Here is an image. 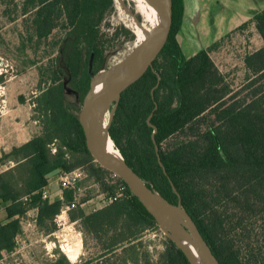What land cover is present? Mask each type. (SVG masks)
<instances>
[{
    "label": "trees",
    "instance_id": "16d2710c",
    "mask_svg": "<svg viewBox=\"0 0 264 264\" xmlns=\"http://www.w3.org/2000/svg\"><path fill=\"white\" fill-rule=\"evenodd\" d=\"M27 5L37 10L33 21L37 39L48 38L61 26L69 30L71 38H85L92 49L90 56L96 57V28L114 0H29ZM183 19L184 0H173L169 40L153 67L122 94L110 137L120 144L124 133H136V142L131 144L134 161L123 149L125 161L170 202L181 201L221 264H264V84L253 94V101L236 102V93L212 57L219 44L190 58L184 55L177 39ZM254 22L264 40V10ZM245 66L252 75L247 87L261 83L264 47L248 55ZM65 68L75 76L81 71L79 63ZM56 77L58 74L53 85L34 101L40 135L0 159V169L5 160L15 164L0 172V200L10 220L0 226V259L3 251L15 250L21 219L29 211L37 208L40 222L60 214L62 202L43 199L49 176L95 163L78 116L65 104L64 86ZM202 117L203 133L177 146L169 143ZM91 172L88 177L99 187L101 181L93 175L111 174L98 164L92 165ZM20 179L22 189L18 188ZM120 184L122 191L112 194L101 185L108 199L119 196L106 208L85 215L79 207L78 216L70 214L73 222L83 221L97 239L121 225L126 237L113 240L109 253L125 242L136 241L155 224L127 185L122 180ZM73 193L66 191L68 203L73 201ZM171 245L167 264H190L173 242Z\"/></svg>",
    "mask_w": 264,
    "mask_h": 264
},
{
    "label": "rangeland",
    "instance_id": "374dc122",
    "mask_svg": "<svg viewBox=\"0 0 264 264\" xmlns=\"http://www.w3.org/2000/svg\"><path fill=\"white\" fill-rule=\"evenodd\" d=\"M28 1L0 0V126L9 130L13 138L21 142H24L28 134L40 135L42 127L38 115L34 112L36 106L34 101L43 90L53 85V79L57 74L56 81L62 82L64 86L65 104L79 117L87 94L86 90L91 89L95 75L102 68V73L105 75L129 59L135 43L128 21L125 20L115 0L113 8L97 25L96 44L99 52L96 57L90 56L92 49L85 38L73 39L69 36V30L61 26L56 28L48 38L37 39L33 24L37 10L28 8ZM129 6L133 10V5ZM179 33L181 39L185 36L189 41L193 40V38L190 40V34L182 28ZM232 40L233 37L229 35L228 42L214 47L212 57L222 68L227 82L236 93V102L249 103L253 101V94L264 84V80L251 88L247 87L252 75L243 64V55L238 54L237 49H234L245 40L240 38L234 42L232 48L227 49ZM183 48L187 57L197 54L200 50L199 44L195 41L187 45L183 44ZM78 63L81 71L77 76L65 68L68 64ZM92 75L88 86V78ZM118 105L119 102L113 105L116 108L115 112ZM121 117H125L124 112ZM210 119L214 118L210 117ZM204 125L202 117L173 136L169 143L177 146L194 139L205 131ZM135 134L134 132L124 133L120 144L111 140L124 160L123 149H126L128 158L134 161L132 157L134 148L131 144L133 141V143L136 142ZM52 152L56 153L55 146L52 147ZM94 162L80 167L86 175L83 185L89 186L92 182L94 183V179L88 177V174L92 176V165L98 164ZM14 166V162L5 160L0 172L3 173ZM93 177L101 181L100 184L110 194L122 191L121 179L112 173H105L101 178L94 175ZM23 185V180L20 179L18 188L22 189ZM100 187L98 186L99 189ZM77 208L79 207L71 209L67 217L60 214L54 220L45 222L39 221L36 212L25 215L21 219V230L15 250L11 253L3 251L0 264H71L63 255L61 248L70 260L71 255H76V259L71 260L75 262L74 264H167L168 252L172 245L167 233L162 230L156 220L154 226L146 229L136 241L125 242L123 247L115 253H109L107 248L111 242L125 238L126 231L120 225L118 229L113 228L97 239L84 228L83 221H72L70 214L78 216L80 213ZM49 233L54 235L41 243L46 246V249L44 247L40 252L37 251V254H40L39 257H33V252L28 251V248L23 249L30 240L27 235L34 239Z\"/></svg>",
    "mask_w": 264,
    "mask_h": 264
},
{
    "label": "water",
    "instance_id": "95a60500",
    "mask_svg": "<svg viewBox=\"0 0 264 264\" xmlns=\"http://www.w3.org/2000/svg\"><path fill=\"white\" fill-rule=\"evenodd\" d=\"M154 1L163 12V18L161 24L156 29V37L153 42L143 54L126 65L122 70H118L116 67L104 75L105 78H117V82L110 89L104 90L101 81L96 87L92 85L84 98L83 107L78 119L85 134L87 149L93 159L103 169L119 177L159 224V215L174 216L186 222L190 234L201 253V264H221L200 232L196 222L183 207L181 201L176 203L170 202L162 196L150 182L142 179L123 159L118 149L111 148L94 129V119L98 112L114 104L117 105L122 94L140 81L149 69L153 67L154 62L160 56L169 40L173 27V0ZM127 61L128 59L125 62ZM102 72L103 68L94 78ZM167 235L170 241L185 254L190 264H197L176 238L169 233Z\"/></svg>",
    "mask_w": 264,
    "mask_h": 264
},
{
    "label": "crops",
    "instance_id": "0c3cea01",
    "mask_svg": "<svg viewBox=\"0 0 264 264\" xmlns=\"http://www.w3.org/2000/svg\"><path fill=\"white\" fill-rule=\"evenodd\" d=\"M263 10L264 0H184L182 30L188 32L190 34V40H192V38L193 40L189 41L185 36L181 39L179 33L177 36L178 42L183 50V44L187 45L189 42L195 41L199 44V49L201 50L212 48L218 43L222 46L224 43L228 42L227 37L230 35L233 37L231 44L227 47V49H230L235 41L243 38V40H245L242 43L243 46H241L242 44H238L233 48L237 49L238 54L240 53L243 55V64L245 65V59L248 55L264 47V40L258 33L254 22L255 16ZM221 46L220 48H222ZM195 54H191L188 58ZM184 55L186 54L184 53ZM215 63L221 72H223L219 64L217 62ZM248 73L250 72L248 71ZM33 137L34 136L28 134L24 142H21L13 138L9 130L0 126V159L3 153L9 154L14 148L21 147L28 143ZM61 175L60 172H54L49 176V185L43 191L47 194V198L43 199L48 200L50 203L62 202L63 205L60 214H64L67 217L71 210L70 205L73 201L68 203L65 195L68 190L62 191L60 188L59 180ZM83 184H85V179H83L79 185V206L77 207H80L85 215L95 213L109 205L107 202V194L103 193L96 183L92 182L89 186ZM74 194L75 191L72 195V199H74ZM31 212H36V215H38L37 208L29 211L27 214ZM9 221L5 206L0 200V226L7 224ZM53 235L54 233L42 234L34 239H31V237L27 235L30 240L23 249L28 248V251L33 252V257H39L40 254H37V251L40 252L44 247L46 249V246L41 243L45 242V239L47 240L53 237ZM18 237L16 238V242ZM61 251L63 255L67 257L69 263H75L68 258L62 248Z\"/></svg>",
    "mask_w": 264,
    "mask_h": 264
},
{
    "label": "bare ground",
    "instance_id": "6f19581e",
    "mask_svg": "<svg viewBox=\"0 0 264 264\" xmlns=\"http://www.w3.org/2000/svg\"><path fill=\"white\" fill-rule=\"evenodd\" d=\"M119 10L128 21L130 30L135 37L134 49L127 62H123L117 68L122 70L126 65L137 59L150 46L156 37V29L161 24L163 12L158 8L154 0H115ZM133 5V10L127 4ZM120 63V62H119ZM110 70V69H109ZM104 90L110 89L117 78H105L103 73H99L93 79L94 87L100 83ZM114 106L100 110L94 119V129L97 134L111 147L110 127L114 118ZM116 155H118L116 153ZM162 230L171 234L188 251L197 264H201L202 256L197 248L186 222L174 217L159 215ZM71 260L76 259V255H71Z\"/></svg>",
    "mask_w": 264,
    "mask_h": 264
},
{
    "label": "built area",
    "instance_id": "2783aa9c",
    "mask_svg": "<svg viewBox=\"0 0 264 264\" xmlns=\"http://www.w3.org/2000/svg\"><path fill=\"white\" fill-rule=\"evenodd\" d=\"M86 175L85 173L79 168L69 173H64L60 176L59 184L62 191L65 190H74V199L72 204L70 205V208H76L78 205V192L80 191V183L85 179ZM119 196L109 198L107 200L108 204L115 202L118 199ZM43 198H47V194H43Z\"/></svg>",
    "mask_w": 264,
    "mask_h": 264
}]
</instances>
